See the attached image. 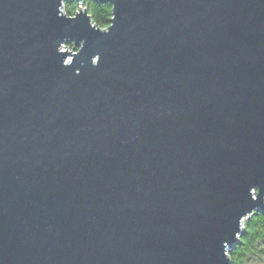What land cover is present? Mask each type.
<instances>
[{
  "label": "water",
  "instance_id": "obj_1",
  "mask_svg": "<svg viewBox=\"0 0 264 264\" xmlns=\"http://www.w3.org/2000/svg\"><path fill=\"white\" fill-rule=\"evenodd\" d=\"M113 2L104 35L0 0V264H229L264 211V0Z\"/></svg>",
  "mask_w": 264,
  "mask_h": 264
},
{
  "label": "clouds",
  "instance_id": "obj_2",
  "mask_svg": "<svg viewBox=\"0 0 264 264\" xmlns=\"http://www.w3.org/2000/svg\"><path fill=\"white\" fill-rule=\"evenodd\" d=\"M109 3L112 5V11L110 13V21H106L108 25L104 29H101L95 26L92 20L88 19L89 27L97 31L98 33L108 35L111 29L114 27V23L116 20L115 16V3L113 0H109ZM132 3H137V0H132ZM78 9H69L66 7V0H59L58 8H57V15L59 18H64L68 21H75L76 12ZM89 16L92 15L91 12L88 13ZM75 46L76 52H72V47ZM85 46L84 41H80L79 45L77 46L75 41H62L59 42L58 47H56V53L60 56H65L69 52H72V55H66V58L62 60L61 66L63 68H69L73 65L74 60L77 56H79ZM79 53V54H77ZM101 56L99 54L93 55L91 57L90 63L93 68L98 67L100 64ZM83 67V64L81 65ZM81 73L79 69L74 72V75L79 76ZM257 190L256 187H252L249 190V194L251 197L252 202H258L257 199ZM260 192V190H259ZM258 192V195H259ZM264 213V211H261ZM244 238L245 243L242 245H238V241L241 238ZM234 241L235 246L232 249L225 248L223 251L224 258L229 262V264H264V217H258L256 215V209L246 212L245 214L241 215L238 220V231L234 234ZM243 249L241 259L236 261L233 257V253L237 251V249Z\"/></svg>",
  "mask_w": 264,
  "mask_h": 264
},
{
  "label": "trees",
  "instance_id": "obj_3",
  "mask_svg": "<svg viewBox=\"0 0 264 264\" xmlns=\"http://www.w3.org/2000/svg\"><path fill=\"white\" fill-rule=\"evenodd\" d=\"M66 7L69 9H78L79 11L80 3L77 0H67ZM82 7L86 8L88 13H92L90 17L95 26L101 29H104L108 26L106 21L110 20V13L112 11V6L109 3V0H84ZM256 215L258 217H264V213H261L260 211H256ZM244 243L245 241L242 237L241 240L238 241V245H242ZM242 252L243 249L238 247L237 251L233 253V257L236 261L241 259Z\"/></svg>",
  "mask_w": 264,
  "mask_h": 264
},
{
  "label": "built area",
  "instance_id": "obj_4",
  "mask_svg": "<svg viewBox=\"0 0 264 264\" xmlns=\"http://www.w3.org/2000/svg\"><path fill=\"white\" fill-rule=\"evenodd\" d=\"M82 5H83V4H82V3H80V7H81V8H83V7H82Z\"/></svg>",
  "mask_w": 264,
  "mask_h": 264
}]
</instances>
